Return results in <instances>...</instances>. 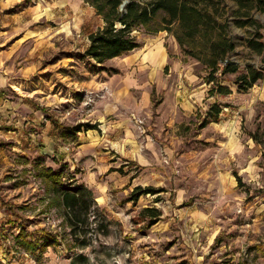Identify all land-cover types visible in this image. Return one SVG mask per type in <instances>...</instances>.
<instances>
[{
	"label": "rangeland",
	"instance_id": "1",
	"mask_svg": "<svg viewBox=\"0 0 264 264\" xmlns=\"http://www.w3.org/2000/svg\"><path fill=\"white\" fill-rule=\"evenodd\" d=\"M237 8L235 0L219 5L218 19L236 44L227 57L264 69V49L255 48L264 44V11L235 16ZM102 25L84 0H0V77L8 85L0 103V264H264V145L249 135L264 125V79L240 91L229 74L221 82L232 93L210 95L213 85L203 78L209 69L167 31H136L140 46L100 70L79 55L88 33ZM157 42L167 59L155 69L144 57ZM128 95L134 104L149 101L136 128L149 135L155 162L131 164V185L91 188L76 238L54 186L83 184L93 166L56 156L43 142L44 123L60 121L66 129L59 143L67 144L75 140L69 129L93 122L101 110L113 108L105 117L113 121L119 96L128 102ZM215 102L223 105L221 120L200 127ZM61 165L64 176L54 183L50 169ZM138 185L159 192L133 202L128 197ZM146 207L161 212L150 227L140 218ZM42 229L58 232L61 244L42 248Z\"/></svg>",
	"mask_w": 264,
	"mask_h": 264
},
{
	"label": "trees",
	"instance_id": "2",
	"mask_svg": "<svg viewBox=\"0 0 264 264\" xmlns=\"http://www.w3.org/2000/svg\"><path fill=\"white\" fill-rule=\"evenodd\" d=\"M84 1L95 9L103 25L88 33V44L79 58L86 59L100 70H106L104 64L108 60L127 54L140 46L136 31L144 30L147 34L167 31L173 33L181 47L191 46L188 52L209 69L203 78L206 83L213 85L208 91L210 95L232 93V90L221 82L223 77L229 74L236 75L234 83L240 91H247L264 79L263 68L252 65L242 68L228 59L227 55L235 50L236 44L226 35L227 22L221 23L218 19L221 15L219 5L223 0H129L123 7L121 5L124 0ZM235 1L238 4L235 16L241 14L250 16L253 8L264 11V0ZM199 39H203V43L200 44ZM255 48L262 51L264 44L257 42ZM154 94L153 89L152 95ZM222 112V104L217 102L210 104L203 114L200 127L203 128L211 122H219ZM95 128L96 124L84 122L76 124L69 131L77 134L79 131ZM249 135L257 145H264V125H259L257 130ZM65 167L66 165H61L56 170L50 169L49 174L54 183L62 179ZM54 191L71 228L70 235L76 237V226L81 222V216L88 217L90 212L93 192L84 184L75 188L54 186ZM157 192L159 191L153 187L143 188L138 185L128 199L136 202L142 194ZM160 215L158 208L146 207L141 211L140 218L143 221L147 220L146 227H150L158 222ZM41 231L42 248L45 249L52 243L61 244L58 232L46 229ZM78 244L86 246L84 241Z\"/></svg>",
	"mask_w": 264,
	"mask_h": 264
},
{
	"label": "crops",
	"instance_id": "3",
	"mask_svg": "<svg viewBox=\"0 0 264 264\" xmlns=\"http://www.w3.org/2000/svg\"><path fill=\"white\" fill-rule=\"evenodd\" d=\"M166 59L167 56L162 42H157L155 47L149 50L144 57L145 63L153 64L155 69L161 66ZM204 83L206 84V82ZM7 86L6 82L0 77V103L7 101ZM201 86L203 85H198V88ZM124 91L121 89V92L124 93ZM132 98H134L132 95H128V102H126L123 97L119 96L116 105L119 112L115 113L113 121L107 122L105 120V117L109 116V111L113 112L111 111L113 108H106L104 112L101 110L97 118L91 122L96 124L97 128L84 132L79 131L75 134V140L67 144L61 145L59 143L57 135L60 131L66 129L60 121L53 120L51 128H48L49 125L44 123L46 128L43 129V142H49L52 150H56V156L61 157L64 162H74L81 158L85 161L86 166H93L91 168L93 169L92 172L90 171L89 175L83 178V184L90 189L107 192L111 187L120 189L126 185H131V180L136 179L130 170L133 166L147 167L155 162V156L151 153L153 151L152 143L147 139L149 135L139 134L136 128L137 124L130 121L127 113L134 110L132 112H136L141 117V112L147 113L149 101L144 99L141 103L140 100H136L134 104ZM2 130H5V127H1L0 124V133ZM51 131L54 136L47 137V134ZM229 133L225 131L227 136ZM143 146L145 147L144 150L141 149ZM71 149L77 152L73 153ZM131 164L133 166H130ZM122 170H124L123 174L117 173Z\"/></svg>",
	"mask_w": 264,
	"mask_h": 264
},
{
	"label": "built area",
	"instance_id": "4",
	"mask_svg": "<svg viewBox=\"0 0 264 264\" xmlns=\"http://www.w3.org/2000/svg\"><path fill=\"white\" fill-rule=\"evenodd\" d=\"M131 118L132 120H134V122L138 125L139 129H142V125H143V119L141 117H138L136 115V113H131Z\"/></svg>",
	"mask_w": 264,
	"mask_h": 264
},
{
	"label": "water",
	"instance_id": "5",
	"mask_svg": "<svg viewBox=\"0 0 264 264\" xmlns=\"http://www.w3.org/2000/svg\"><path fill=\"white\" fill-rule=\"evenodd\" d=\"M129 0H124L121 7H123Z\"/></svg>",
	"mask_w": 264,
	"mask_h": 264
}]
</instances>
